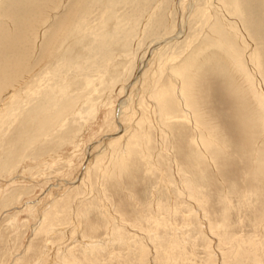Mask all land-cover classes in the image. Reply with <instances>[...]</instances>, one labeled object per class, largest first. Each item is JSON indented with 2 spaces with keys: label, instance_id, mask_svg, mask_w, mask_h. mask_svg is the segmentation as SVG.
<instances>
[{
  "label": "rangeland",
  "instance_id": "obj_1",
  "mask_svg": "<svg viewBox=\"0 0 264 264\" xmlns=\"http://www.w3.org/2000/svg\"><path fill=\"white\" fill-rule=\"evenodd\" d=\"M79 1L72 0L68 12L48 28L43 52L61 40ZM161 1H129L134 3L115 7L114 11L117 18L136 26L144 24ZM246 1L251 5L250 24L263 55L264 0ZM192 3L163 0L149 30L144 35L140 33L138 40L134 39V31V37L124 39L134 55L128 66L122 67L113 88V104L103 107L97 116H68L62 121L64 126L58 125L46 139L39 140L36 133L33 135L38 116L54 117V108L61 110L66 104L71 105L67 111L71 113L77 102L78 106L85 104L86 95L79 93L72 100L57 103L52 98L49 101L45 92L50 83L43 81L40 93L18 97L21 108L26 110L0 127V264H264L263 124L258 118V106L245 96V91H239L220 49L212 48L206 54L198 79L200 88L197 87L205 127L217 142L209 156L192 144L195 135L186 122L176 120L166 129L152 124V118L156 120L154 113H160L159 108H153V89L156 84L168 85L167 76H160V68L170 55H180L195 32L192 20H187L185 27L181 25ZM200 7L201 2L195 3V9ZM100 11L93 12L94 22L99 20ZM6 13L7 20L0 24V67L3 56L12 62L9 56L17 54L15 48L25 47L19 43L22 40L29 41V49L24 51V57H29L43 19V13L24 15L22 19L18 13ZM214 14L217 24L221 14L216 10ZM17 19L19 24L15 23ZM25 24L29 26V37L15 33L16 28L22 32ZM214 27L207 38L215 40L219 34L221 27ZM172 37L176 39L156 50L158 55L152 56L140 78L134 80L137 62L151 42ZM227 41L234 43L230 38ZM200 42L207 44L202 46ZM197 44L196 49H205L211 43L200 39ZM45 56L28 66L30 75L42 67ZM108 58L99 57L98 66ZM15 81L8 87L0 83L1 105L15 97L9 94L16 89ZM88 91L90 99L102 108L107 97L104 88ZM125 98L130 102L122 114L123 125L133 123L131 119L137 115L151 123L143 125L148 138L141 139L147 142L150 157L155 158L151 162L153 169H147L148 164L139 155L124 172L103 173L94 168V163L109 153L107 148L114 147L119 135L114 115Z\"/></svg>",
  "mask_w": 264,
  "mask_h": 264
},
{
  "label": "bare ground",
  "instance_id": "obj_2",
  "mask_svg": "<svg viewBox=\"0 0 264 264\" xmlns=\"http://www.w3.org/2000/svg\"><path fill=\"white\" fill-rule=\"evenodd\" d=\"M71 1L72 0H53L52 3H49V1L45 3L39 0H0V24L7 20L5 17L7 11L12 12V14L18 13V17L21 19L24 15L33 16L35 14L39 16V14L42 15L43 13L41 28L34 37L32 49L29 52V57H24V51L29 49V41L26 42L25 40L19 42L25 47H19L18 45H15L18 47L15 48L14 54H17H15V56H13V54L9 56V58L12 59V62L7 60V56H3L2 60L4 64L2 67H0V83L4 84L5 86L7 85L8 87L10 84H13V81L16 83L15 80H17V86H15L16 89H12L14 88L12 86V90L9 93L10 95L14 94L15 97L12 98L10 102H5L3 105L0 104V127L2 123L7 122V120L12 122V117H15L16 115L18 116L21 111V114L23 115V112L26 109L25 107L21 108L23 104L18 102V97H20L21 94H23L24 97L27 95L40 93L42 91L43 81L50 83L48 91L45 92V96H48L47 99L49 101V98H52V101L56 103L61 100L66 101L68 98L72 100L78 96L79 93L80 95L84 93L87 99L85 104L82 106H78L79 102H77V106L75 104V109L71 113L67 112L71 109V105L66 104L61 110L59 108H54V117L50 115L48 117L38 116L40 119L36 120L34 126L35 131L33 135L36 133V136H39V140H43L44 138L46 139L47 136L51 135L58 125L64 126L65 123L62 121H66L68 116H83L87 118V116L90 115L89 118H92L93 116H97L99 113H101L103 107L112 105V99L115 97L113 94V88L122 75V73H120L122 72V67H125L129 60H131L130 58H132L134 55L132 54L131 48L127 45L128 42L124 41V39L134 37L133 31L136 33V37L134 38L136 40H138V35L140 33L144 35L146 31L149 30L150 25L154 23L157 13L161 10L159 9L161 3L163 2L162 0L159 3V7H154L150 17L146 19L144 24L140 23L139 25L136 24V26H134V23L123 21L117 18L114 11L115 7H123L129 1L131 2L134 0H80L78 6L73 12L69 10V13L70 11L73 13L71 16L72 21H70V26L64 32L65 34L62 36L61 40L54 42L50 48H47L46 51L43 52V49L46 47L44 42L48 35V28L53 27L59 16L68 12ZM192 2L193 3L190 5V11L188 15L181 19V25L182 27H185L187 20H192L195 24V32H192V36H190L187 40L185 48L182 50L179 56L177 54H172L173 56L170 55L167 58L165 57L166 59L164 58L165 60L160 68V76H167L168 85H161L160 82V84H156L155 89H153L154 92L152 96L154 102L153 106L155 107H153L152 104L149 105H151L154 109L159 108L160 111V113H154L156 120L152 118V124H157L159 128L162 126L166 129V127H171L173 124H175L174 122L176 120H182L186 122L191 127L195 135L191 140L192 144L205 156H209V150L212 147H215L217 142L211 131L205 127V116H203L204 114L201 111L202 108L199 104L201 99L198 98L197 94V87L200 88L198 79L200 71L204 66L203 63H205V59L207 58L205 57L206 54L212 52V48L221 50V54L227 59L229 63L232 77L237 83L239 91H245V96L249 97V100L255 102L258 106V118H260V122L263 124L261 125L263 130L264 54L262 55L263 52L261 53V50H259L257 47V42L255 41L257 36L253 31L254 27L251 26L253 23L250 24L251 5L247 4L246 0H192ZM197 2H201L203 7L195 9V3ZM132 4L130 3V5ZM252 7L254 6L252 5ZM124 8L126 9V7ZM97 9L101 10V14L99 18L97 17L99 20L94 22L92 19H96V17L93 18V12H96ZM215 10L221 14L222 22L221 19H219L220 21L217 22L221 29H219L220 32L219 34H216V38L214 40L213 38L207 37L211 36L210 33H213L212 29L215 28V25H217L215 24L216 22L213 21V18H215ZM140 16L141 15H139V17ZM8 20L11 21L13 19ZM18 22L19 19L15 21V23L19 24ZM262 25L264 26V24ZM16 32L19 35L29 37V26H26L25 24L22 32L20 28H16L15 33ZM175 37L165 40L157 38L151 42L152 44L150 43V48L141 54L137 62L138 68L134 80L140 78L145 67L148 66L150 59L154 54H156V50H159L161 46L165 48L166 45L168 46L171 44L173 42L172 40H175L179 36L176 38ZM205 38H207L206 41L211 43L210 46L207 45L205 49L204 47L200 46V48L196 49L198 46L197 43L200 41V39L203 42H206L204 40ZM229 38L234 40L233 44L230 43V41H227ZM211 39L214 41H211ZM261 40H263V37ZM200 44L202 43L200 42ZM205 44L203 43L202 46H205ZM260 44L262 45V42ZM195 49L196 51H193ZM107 55L109 57L108 60L99 67V62L97 63L96 61L99 59V57H104ZM44 56L45 59L43 60L44 64L42 67L38 69L35 74L30 75L31 71L29 72L28 66L34 62V64H37L41 59L44 58ZM181 61L183 63H181ZM160 63L161 61L159 62V65ZM180 63L182 66H180ZM1 65L2 64L0 61V66ZM130 68L131 66L128 69ZM156 72V75L159 77V72ZM152 85L155 86V83ZM128 87L124 89L127 91ZM94 88H104L105 90L104 93H106L107 97L105 98V105H102V108L98 106L97 102H93L90 99L91 95L88 94V89L91 90ZM150 88L151 87H148V89ZM150 96L151 95H149V97ZM141 99L143 100L145 97ZM129 102V98H125L117 106L114 115V117L117 118H114V121L119 124V135L117 136V140L114 142V147L107 148L106 151H109V153L103 154L100 156V158L98 157L99 159L96 158L95 160L94 168L100 169L103 173L110 171H118V173L124 172L128 168V165L139 155L141 156L142 160L148 164L147 169H149L148 167H152V160L155 159L150 157L149 152L151 151H149L148 147L146 146L147 142L144 143V141L141 139L142 137H147L145 136L147 134H144L143 132V125L147 126L150 121L147 122L142 117L138 118L137 115V117L135 116V119H131V121L133 120V123L125 126L121 122L122 114H124V109L129 104ZM138 114L141 115V112H138ZM167 135L169 137L170 134L167 133ZM163 137L164 136H162V138ZM215 150L217 151V149ZM184 176L185 175H183V177ZM175 179L176 178L174 177V182ZM181 180L182 179H180V181ZM188 181L191 182V180ZM190 196L192 197V195ZM45 219L46 217L42 218L43 221Z\"/></svg>",
  "mask_w": 264,
  "mask_h": 264
}]
</instances>
